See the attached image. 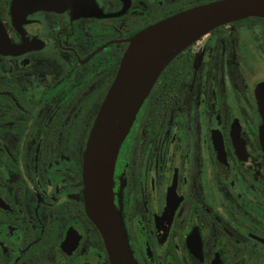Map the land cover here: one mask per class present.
Listing matches in <instances>:
<instances>
[{
    "label": "flooded vegetation",
    "instance_id": "flooded-vegetation-1",
    "mask_svg": "<svg viewBox=\"0 0 264 264\" xmlns=\"http://www.w3.org/2000/svg\"><path fill=\"white\" fill-rule=\"evenodd\" d=\"M219 0H0V264H110L83 154L131 39ZM109 197L134 264H264V16L207 29L160 70Z\"/></svg>",
    "mask_w": 264,
    "mask_h": 264
},
{
    "label": "water",
    "instance_id": "water-1",
    "mask_svg": "<svg viewBox=\"0 0 264 264\" xmlns=\"http://www.w3.org/2000/svg\"><path fill=\"white\" fill-rule=\"evenodd\" d=\"M248 15L264 16V0L214 1L145 28L122 54L83 154L85 212L101 234L110 264H134L109 188L116 151L136 110L160 70L185 45L211 27Z\"/></svg>",
    "mask_w": 264,
    "mask_h": 264
}]
</instances>
